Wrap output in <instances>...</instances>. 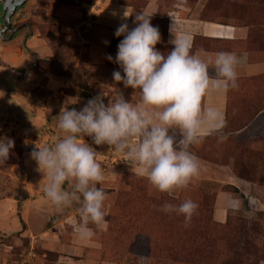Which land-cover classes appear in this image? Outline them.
Instances as JSON below:
<instances>
[{
    "label": "rangeland",
    "instance_id": "obj_1",
    "mask_svg": "<svg viewBox=\"0 0 264 264\" xmlns=\"http://www.w3.org/2000/svg\"><path fill=\"white\" fill-rule=\"evenodd\" d=\"M92 1L27 0L11 18L12 27L19 29L15 37L8 41L0 40V64H5V55L18 53V50L24 52L25 40L27 48L28 45L32 48L35 43L50 48L53 54L50 58L35 60L33 66L27 65L36 74H40V79L43 78L41 75L43 71L68 76L77 53V40L79 43H85L84 38L91 26L89 19L80 14ZM186 2L190 8L196 10L201 19H211L247 29L245 48L255 50L264 48V0H186ZM129 5L139 8L142 4L129 2ZM77 32L83 36L82 40L79 39ZM122 39L123 36H115L113 43L118 40L119 44ZM109 54L114 62L117 52L111 50ZM114 64L118 65L115 62ZM259 82L264 86L263 78L259 79ZM238 84L241 89L240 94H245L249 89L251 96L246 100V97H242L243 94L238 97L240 94L237 93L234 100L235 109L228 115L227 127L223 131L227 139L221 142L220 134L211 136L208 146L209 157L212 163H229L234 174L237 172L246 179L252 177L258 182L261 181L258 167L264 168V114L253 115L256 113L255 110L259 109L260 102L257 98L264 97L261 95H264V92H258L255 89L258 83H252L250 80L240 81ZM260 84L262 92L264 88ZM38 94L42 96L43 90ZM95 95L91 94L90 99L96 97ZM57 99L59 98L56 97L54 100ZM240 100L246 101L240 103ZM49 122V117H46L42 126L26 135L27 138L24 140L15 134H6L7 138L14 140V147L10 150L8 160L0 165V199L13 198L14 212L19 218L20 202L17 192L26 188L30 179L34 177L39 185L34 188L35 192L31 197H27L28 202L50 217V222L47 223L48 219H43V226L40 224L39 227H35L36 230H40L37 233L44 231L49 223L52 229L69 233L70 224L73 222L78 224L81 221L76 210L78 205L67 208L63 213L55 211L43 191L48 182L47 177L38 171L37 163L30 156L33 150H38L37 148L52 146L38 136L48 132ZM241 128L244 129L238 131ZM83 140L99 153L98 162L106 173L105 180L97 187L108 193L103 209L108 223L102 229L89 224L95 233L91 239L101 246L98 249L101 260L107 259L111 263H118L121 260L137 263L138 260L132 252H136L141 244L145 246L143 242L145 239L140 237L142 239H138L139 243L135 240L136 234L148 231L152 237L148 264H256L258 255L253 252L252 246L259 241L264 249V239L253 233L258 232L255 226L258 225L256 216L244 218L246 216L239 211L229 214L231 216L224 226L214 225L209 216L213 182L208 180L207 174L202 169L199 176L194 178L187 188L176 190L171 194L161 193L145 178L134 174L131 162L126 161L122 155H117L109 146H97L87 136ZM22 162L29 163L28 170L33 169V171L27 172ZM253 169L255 172L252 173ZM198 179L205 180L194 184ZM191 187L196 189L191 190ZM65 188H68L67 183ZM196 195H200L197 197L200 198L198 202L203 206L198 207L197 214L193 216L188 226H185L182 215L169 214L161 210V206L166 202L179 205L187 199L193 201ZM151 224L161 225L157 229L159 234L157 240L153 235L152 227L146 229L142 227ZM140 226L144 230L140 229ZM49 229L48 227L47 230ZM48 232L50 234V230ZM37 244L33 237L25 241H17L16 244H12V248L7 251V257L0 264L37 263L41 258V249ZM46 257L50 260L52 253L46 252Z\"/></svg>",
    "mask_w": 264,
    "mask_h": 264
},
{
    "label": "clouds",
    "instance_id": "obj_2",
    "mask_svg": "<svg viewBox=\"0 0 264 264\" xmlns=\"http://www.w3.org/2000/svg\"><path fill=\"white\" fill-rule=\"evenodd\" d=\"M128 16L125 11L124 19ZM150 19L137 13L134 28L129 30L125 22L115 32V36H123L114 61L123 75L114 71L113 80L138 93L139 102L126 101L115 88L107 105L101 94L79 111L64 108L56 125L62 138L51 147L30 153L38 171L47 177L43 191L55 211L63 213L78 205L81 221L75 233L82 240L95 235L90 223L98 228L108 223L103 210L108 193L97 187L105 180V169L98 162L99 153L84 142L85 136L93 144L107 145L122 155L138 176L168 194L187 188L200 174L199 159L189 151L191 145L217 133L221 142L227 139L223 134L227 127L224 114L206 106L204 98L212 92L227 93L239 87L237 67L241 58L230 52L216 53L215 75H210L209 63L201 58L207 53L204 49L193 52L192 38L187 34L175 36L170 41L174 47L167 54L157 50L161 34ZM13 147L14 140L0 138V165L8 160ZM161 210L182 215L188 226L198 204L191 199L179 205L166 202Z\"/></svg>",
    "mask_w": 264,
    "mask_h": 264
},
{
    "label": "crops",
    "instance_id": "obj_3",
    "mask_svg": "<svg viewBox=\"0 0 264 264\" xmlns=\"http://www.w3.org/2000/svg\"><path fill=\"white\" fill-rule=\"evenodd\" d=\"M129 2H139L142 5L136 8L129 5ZM194 10L187 5L186 0H93L80 14L89 19L91 26L84 38L85 43H79L75 38L79 44L77 43V53L68 76L43 71L41 74L43 78L40 79V74L27 67L35 60L50 58L53 55L50 48L39 44L34 43L32 48L28 45L31 49L27 48L24 52L18 50V53L5 55L7 59L1 55L5 64H0V138H5L6 134H15L24 140L27 138L26 135L40 128L46 117H49L48 132L38 136L53 146L62 138V133L56 126L61 110L73 107L77 111L81 110L90 100L91 94H96L95 96L103 94L104 103L107 105L114 97L116 88L123 93L126 101L138 103V93L134 94L133 89L125 88L122 83L113 80L114 71H120L122 75L123 72L119 65H115L107 58L111 50L117 52L118 40L113 43L116 29L125 22L129 30L134 28L137 13L151 17L150 23L158 27L161 42L156 45V49L161 53L167 54L172 50L174 45L170 41L175 36L187 34L192 38L193 52L204 49L207 53L201 58L209 63L210 75H215V54L230 52L241 58L237 67L238 82L243 79L264 78V48L257 50L245 48L247 29L211 19H201ZM125 11L129 15L126 20ZM171 25H173L172 33ZM77 34L82 40L83 36L79 32ZM260 86L264 88L263 85ZM255 89L260 90L259 85ZM42 90L43 95L39 96L38 93ZM240 92L239 87L230 89L227 93L212 92L204 98V104L217 108L225 116L227 102L235 100L237 93ZM249 95L251 93L248 89L243 96L249 97ZM56 97L59 99L54 100ZM260 114H264V108L257 113V116ZM173 134L179 139L178 132L173 130ZM210 138L211 136L191 145L189 151L198 157L200 171L202 169L207 174L208 180L213 182L211 220L217 224H224L227 216L235 212L241 211L246 216L244 218L260 213L263 215L260 224L264 230V183L260 185L236 176L229 163H212L208 151ZM22 165L27 172L33 171V169L28 170L29 163L22 162ZM131 168L136 174L134 166ZM32 178L26 188L17 192L20 202L19 218L14 212L13 198L0 199V262L5 260L12 244L33 237L41 249V258L38 259L39 263L35 264H133L125 260L118 263H111L107 259L101 260L98 251L101 246L92 239L78 238L75 233L76 222L70 224L69 233L52 229L50 223L49 226L44 224L46 229L37 233L40 230H36L35 227H39L40 224L43 226V219H48L47 223L50 222V217L28 202L27 197H31L35 192L34 188L39 185L36 179ZM204 180L198 179L194 184ZM228 186L233 187L237 192L231 193L222 189ZM190 189L195 190L196 187ZM43 215L46 217L42 218ZM46 252L52 253L50 260L46 259ZM135 264H143V260ZM258 264H264V259Z\"/></svg>",
    "mask_w": 264,
    "mask_h": 264
},
{
    "label": "trees",
    "instance_id": "obj_4",
    "mask_svg": "<svg viewBox=\"0 0 264 264\" xmlns=\"http://www.w3.org/2000/svg\"><path fill=\"white\" fill-rule=\"evenodd\" d=\"M131 20H132V18H130ZM34 64H32V66H33ZM61 76V75H60ZM264 79V78H263ZM247 80H250V82H252V83H258V85H259V79H243V80H240V81H247ZM257 91L258 92H260V93H263L264 91H260V90H258L257 89ZM262 96H264L263 94H261ZM249 96H251V95H249ZM243 98L245 97V96H242ZM247 98H249V97H246V100H247ZM246 100H240L239 102L241 103H243L244 101H246ZM257 101L258 102H260L259 103V109H256L255 111H256V113L253 115V116H257V113L259 112V111H261V109H263L264 108V97H260L259 99L257 98ZM236 101H228L227 102V106H226V113H225V119H226V121L228 122V115L230 114V113H232V111L235 109V106H236ZM235 105V106H234ZM244 128H241V129H239L238 131H241V130H243ZM225 130V129H224ZM223 130V131H224ZM237 131V132H238ZM217 134H219V133H217ZM217 134H213V135H217ZM228 134H231V133H228ZM213 135H211V136H213ZM262 166V165H261ZM232 172H234V170H232ZM253 172H255V169H253L252 170V173ZM258 174H259V176H260V178H261V181H258V182H256V183H258V184H260V185H263V183H264V168L263 169H259V167H258ZM235 175H237V176H240V177H242V178H244L242 175H240V174H238L237 172L235 173ZM246 179V178H245ZM247 180H249L250 182H255V180L251 177V178H248ZM223 190H226V191H228V192H231V193H236L237 191L233 188V187H223L222 188ZM198 196H200V195H196L195 197H194V202L196 203V204H198V207H202L203 205H202V203H199L198 202V200H200V198H197ZM205 198H206V196H204ZM211 202H210V204H209V216L211 215V206H212V199H213V194H212V196H211ZM230 216L231 215H229V216H227V218H226V222L224 223V224H217V223H215V222H213V224L214 225H216V226H224L227 222H228V220H229V218H230ZM254 216H256V221L258 222V225H255L256 227H257V229H258V232H253L254 234H256V235H258V236H261L262 237V240L264 239V237H263V235H264V230L262 229V227H261V221H262V216L263 215H261L260 213H255L254 215H253V217ZM258 217V218H257ZM210 219H211V216H210ZM212 221V220H211ZM144 229H146V228H150V227H152V230H154V232H153V235L156 237V240L158 239V237H159V234H158V228H160L161 227V225H157V224H151V225H143L142 226ZM141 226H140V229H143ZM155 227V228H154ZM143 229V230H144ZM157 231H156V230ZM151 230V231H152ZM107 231V230H106ZM143 234V235H142ZM140 237H142L143 239H145V241L143 240V242H145V246H143L142 244H141V246H140V248H138L137 249V251L136 252H132V255L133 256H135V258H137V260L138 261H142L143 260V262H146V264H148L149 263V261H150V247L152 246V237H151V234H148V231L147 232H144V233H141V232H137V234H136V238H135V240L136 241H138L139 242V240L138 239H142V238H140ZM260 241H261V239H260ZM140 243V242H139ZM254 244V243H253ZM136 245V244H135ZM153 246H154V244H153ZM253 252H256L257 253V262H256V264H258V262L260 261V260H263L264 259V249L262 248L263 247V245H262V243H259V241H257V243L256 244H254L253 246ZM133 264H135V263H133Z\"/></svg>",
    "mask_w": 264,
    "mask_h": 264
},
{
    "label": "water",
    "instance_id": "obj_5",
    "mask_svg": "<svg viewBox=\"0 0 264 264\" xmlns=\"http://www.w3.org/2000/svg\"><path fill=\"white\" fill-rule=\"evenodd\" d=\"M27 0H0V40L8 41L15 37L19 29L12 27L11 18L14 16L16 10L22 7ZM25 46V40L23 42Z\"/></svg>",
    "mask_w": 264,
    "mask_h": 264
}]
</instances>
